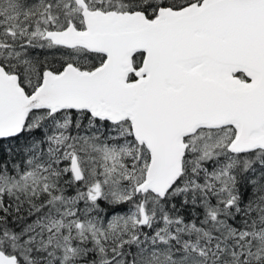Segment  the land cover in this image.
<instances>
[{"label":"snow or ice","instance_id":"1","mask_svg":"<svg viewBox=\"0 0 264 264\" xmlns=\"http://www.w3.org/2000/svg\"><path fill=\"white\" fill-rule=\"evenodd\" d=\"M0 264H264V0H0Z\"/></svg>","mask_w":264,"mask_h":264}]
</instances>
